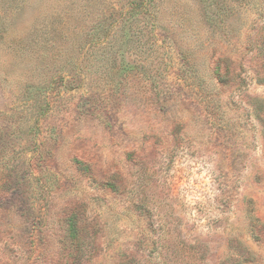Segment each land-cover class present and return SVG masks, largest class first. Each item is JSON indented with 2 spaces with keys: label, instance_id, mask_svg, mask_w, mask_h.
I'll list each match as a JSON object with an SVG mask.
<instances>
[{
  "label": "rangeland",
  "instance_id": "1",
  "mask_svg": "<svg viewBox=\"0 0 264 264\" xmlns=\"http://www.w3.org/2000/svg\"><path fill=\"white\" fill-rule=\"evenodd\" d=\"M0 264H264V0H0Z\"/></svg>",
  "mask_w": 264,
  "mask_h": 264
}]
</instances>
